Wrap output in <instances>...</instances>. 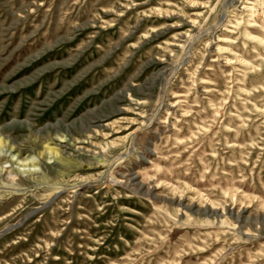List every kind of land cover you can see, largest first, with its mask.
Segmentation results:
<instances>
[{
	"label": "rangeland",
	"instance_id": "374dc122",
	"mask_svg": "<svg viewBox=\"0 0 264 264\" xmlns=\"http://www.w3.org/2000/svg\"><path fill=\"white\" fill-rule=\"evenodd\" d=\"M0 264H264V0H0Z\"/></svg>",
	"mask_w": 264,
	"mask_h": 264
},
{
	"label": "water",
	"instance_id": "95a60500",
	"mask_svg": "<svg viewBox=\"0 0 264 264\" xmlns=\"http://www.w3.org/2000/svg\"><path fill=\"white\" fill-rule=\"evenodd\" d=\"M9 226H10V225H8L7 227H5V229H7ZM5 229H4V230H5Z\"/></svg>",
	"mask_w": 264,
	"mask_h": 264
}]
</instances>
